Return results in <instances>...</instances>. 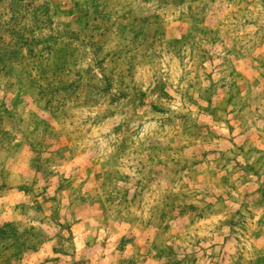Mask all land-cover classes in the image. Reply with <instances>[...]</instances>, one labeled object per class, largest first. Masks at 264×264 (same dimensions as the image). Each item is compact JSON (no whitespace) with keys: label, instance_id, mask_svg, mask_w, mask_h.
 Here are the masks:
<instances>
[{"label":"rangeland","instance_id":"obj_1","mask_svg":"<svg viewBox=\"0 0 264 264\" xmlns=\"http://www.w3.org/2000/svg\"><path fill=\"white\" fill-rule=\"evenodd\" d=\"M0 264H264V0H0Z\"/></svg>","mask_w":264,"mask_h":264},{"label":"crops","instance_id":"obj_2","mask_svg":"<svg viewBox=\"0 0 264 264\" xmlns=\"http://www.w3.org/2000/svg\"><path fill=\"white\" fill-rule=\"evenodd\" d=\"M16 213H17L16 211H12V213L10 214L9 212H7V207L6 209L0 208V223L11 219V217L13 216L16 217L17 216Z\"/></svg>","mask_w":264,"mask_h":264}]
</instances>
